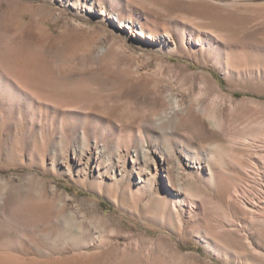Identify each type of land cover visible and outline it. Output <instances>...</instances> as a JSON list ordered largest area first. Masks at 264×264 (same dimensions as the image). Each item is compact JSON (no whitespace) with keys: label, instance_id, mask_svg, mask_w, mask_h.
<instances>
[{"label":"rangeland","instance_id":"374dc122","mask_svg":"<svg viewBox=\"0 0 264 264\" xmlns=\"http://www.w3.org/2000/svg\"><path fill=\"white\" fill-rule=\"evenodd\" d=\"M80 1L0 0V264H138L132 250L160 264H264L226 226L248 219L226 203L234 190L264 209L253 164L262 150L264 166V0ZM141 26L153 40L136 35ZM170 96L183 111L154 128ZM208 112L226 137L204 130ZM142 142L156 162L182 165L202 224L159 199L168 189L160 168L151 188L139 182ZM205 158L227 187L209 181ZM256 240L264 247V231Z\"/></svg>","mask_w":264,"mask_h":264},{"label":"bare ground","instance_id":"6f19581e","mask_svg":"<svg viewBox=\"0 0 264 264\" xmlns=\"http://www.w3.org/2000/svg\"><path fill=\"white\" fill-rule=\"evenodd\" d=\"M77 7L83 6V1L76 0ZM86 3V1L84 2ZM85 7V6H84ZM118 21V18L115 19ZM125 26L123 24H120L119 27ZM147 31V36L144 35V32ZM136 35L146 38L148 40H153V33L142 26L139 27L138 32H136ZM162 41L164 42H172V37L169 33H164L162 35ZM190 42L193 45L202 46L204 43L201 42H193L192 39H190ZM206 45V44H204ZM207 85L205 83H201L198 88V95L200 96H206L207 95ZM211 104L212 105H220L223 107V113L225 117H232L234 112V106L231 105V103L224 101L221 99V96L218 94H214L211 98ZM192 106L188 107V111H192ZM183 111V107L181 105V101L175 97L170 96L168 99V105L166 108H163L159 114L155 115L154 118H152L153 126L154 128H161L163 129L165 125L170 123V119L172 122L178 120V114ZM206 124H204V130L208 132V130L213 129V131H216L220 133L223 137H226L227 135V126L225 125V121L219 120L214 112H208L205 116ZM201 122V121H200ZM237 140L242 141L241 145L246 146L250 142V138L248 136L238 138ZM262 153V150L255 152L254 158H253V164L257 168H262L260 171H262L261 175L264 176V166L260 165V156ZM101 154V151L98 153ZM139 155L141 158L142 163H138L136 167L133 169L134 173L136 174L137 178L140 180L139 182H143L144 185L147 188H151L153 183V177H152V170H157L160 168L163 173L164 177L166 179V186H168V189H162L161 194L159 196V199L165 203V205L168 206L173 211H177L178 209H186L187 210V216H192V219L194 221H197L198 223L202 224V219L198 216V213L195 212L196 209L199 208L201 205L198 201L200 196L198 194H187L184 192V180H183V167L179 162H172L170 159L166 157L160 156L159 162H156L154 159H152L149 155L147 144L142 142L141 144L137 145V148L135 150V156ZM101 156V155H100ZM198 159V158H197ZM195 158L194 161H192V166L198 165V167H201L199 164V161H197ZM199 160V159H198ZM152 162L151 167L149 166V163ZM204 167L208 171V177L210 182H214L215 184L225 188L228 186V181L226 178V173L217 165L215 164L210 158L204 159ZM93 168L99 170L100 168L105 167L102 163V160L98 159V157L95 159V161L92 163ZM191 166V167H192ZM235 169H237L238 172L243 173L245 172V169L241 165H234ZM107 171V169L105 170ZM123 169L119 167L118 169L112 168V174L114 175L115 172H118L121 174ZM260 173V172H259ZM99 175V174H97ZM237 191L230 192L226 197V203L233 209L238 211L239 213L244 214L245 217L248 219L246 220V223L244 224H238L235 225L232 222H229L228 229H235L239 230L243 234V238L245 240V247L248 253L254 257L259 259H264V247H260L257 244V240H260V235L262 231H264V209L261 211L258 206V201L254 200H246L245 198H240L237 193ZM177 213V212H176ZM261 213L259 216L258 214ZM178 222L179 224H182V218L177 214ZM258 220L260 223L255 225L253 224V221ZM262 222V223H261ZM199 238L203 241L204 245L211 251L215 249L214 243L215 241L213 238L207 237L204 233L201 234L200 232H197ZM263 240V239H262ZM139 258L138 264H160V262L157 259H152L149 255H141L137 250H132Z\"/></svg>","mask_w":264,"mask_h":264}]
</instances>
